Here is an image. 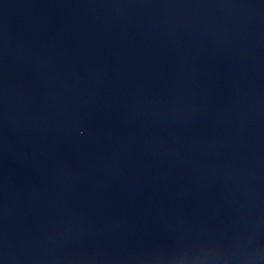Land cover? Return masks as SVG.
I'll list each match as a JSON object with an SVG mask.
<instances>
[{
	"label": "water",
	"instance_id": "water-1",
	"mask_svg": "<svg viewBox=\"0 0 264 264\" xmlns=\"http://www.w3.org/2000/svg\"><path fill=\"white\" fill-rule=\"evenodd\" d=\"M0 264H264V0H0Z\"/></svg>",
	"mask_w": 264,
	"mask_h": 264
}]
</instances>
